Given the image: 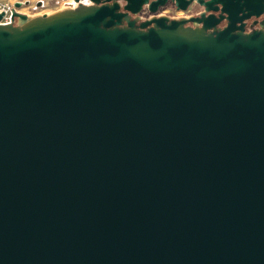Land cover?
<instances>
[{
    "label": "water",
    "instance_id": "95a60500",
    "mask_svg": "<svg viewBox=\"0 0 264 264\" xmlns=\"http://www.w3.org/2000/svg\"><path fill=\"white\" fill-rule=\"evenodd\" d=\"M82 1L0 13V264H264V33Z\"/></svg>",
    "mask_w": 264,
    "mask_h": 264
},
{
    "label": "flooded vegetation",
    "instance_id": "af4514ba",
    "mask_svg": "<svg viewBox=\"0 0 264 264\" xmlns=\"http://www.w3.org/2000/svg\"><path fill=\"white\" fill-rule=\"evenodd\" d=\"M134 1H137L135 7H139L136 14L126 11L124 9L126 3L119 1L120 8L117 12L126 14L121 18L120 27H127L131 22L139 29L140 25L147 21L166 19V23L187 20L186 26L190 27L202 28L208 25L210 26L208 33L228 28H236L234 30L236 34L264 33V0H224V4H215L213 5L215 9L210 11H207L205 5L208 0H166L164 4H160V0ZM139 1L143 3L139 5ZM82 3L91 4L90 0H84ZM114 3L115 0H101L99 6L111 7ZM152 8H156V11H152ZM154 26L155 22L148 28Z\"/></svg>",
    "mask_w": 264,
    "mask_h": 264
},
{
    "label": "rangeland",
    "instance_id": "374dc122",
    "mask_svg": "<svg viewBox=\"0 0 264 264\" xmlns=\"http://www.w3.org/2000/svg\"><path fill=\"white\" fill-rule=\"evenodd\" d=\"M0 3L5 5L8 16L16 11L29 17L50 15L77 6L75 0H0ZM18 3L22 4L20 8L16 7Z\"/></svg>",
    "mask_w": 264,
    "mask_h": 264
},
{
    "label": "built area",
    "instance_id": "2783aa9c",
    "mask_svg": "<svg viewBox=\"0 0 264 264\" xmlns=\"http://www.w3.org/2000/svg\"><path fill=\"white\" fill-rule=\"evenodd\" d=\"M0 13H4L5 14V16L3 18L4 22H2V23L9 24V23L12 22V15L8 16L7 10H6L5 5L3 3H0Z\"/></svg>",
    "mask_w": 264,
    "mask_h": 264
}]
</instances>
